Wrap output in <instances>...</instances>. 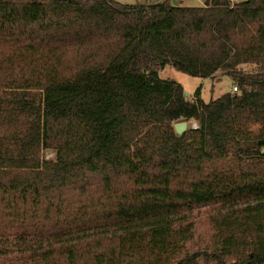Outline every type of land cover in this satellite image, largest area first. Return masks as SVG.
<instances>
[{
    "label": "trees",
    "instance_id": "trees-1",
    "mask_svg": "<svg viewBox=\"0 0 264 264\" xmlns=\"http://www.w3.org/2000/svg\"><path fill=\"white\" fill-rule=\"evenodd\" d=\"M166 67L238 92L190 102ZM205 206L210 262L264 264V0H0V238L28 264H200Z\"/></svg>",
    "mask_w": 264,
    "mask_h": 264
},
{
    "label": "rangeland",
    "instance_id": "rangeland-1",
    "mask_svg": "<svg viewBox=\"0 0 264 264\" xmlns=\"http://www.w3.org/2000/svg\"><path fill=\"white\" fill-rule=\"evenodd\" d=\"M121 5H135L136 3H146V0H115ZM151 0H147L150 2ZM184 5L188 7H201L203 0H182ZM243 0H229L230 4H235ZM151 3H155L154 0ZM162 79H170L181 84L184 93L187 95V100L192 102L193 93L197 87H201V99L208 103L210 100H215L225 93H232L231 89L233 83L226 76H219L209 81L206 79L190 77L186 74L180 73L172 67H166L160 74ZM184 122L183 120L175 122ZM173 124V125H174ZM195 122L187 121V129L192 127ZM45 158H52V153L46 151ZM215 206L198 207L192 211L191 219L193 221V238L185 244V251L188 254L198 253L201 255L200 264H213L208 257L204 255L211 253L216 246L215 232L211 225V219L216 215ZM30 239L18 240L13 238H0V264H28L29 248L31 245Z\"/></svg>",
    "mask_w": 264,
    "mask_h": 264
},
{
    "label": "water",
    "instance_id": "water-1",
    "mask_svg": "<svg viewBox=\"0 0 264 264\" xmlns=\"http://www.w3.org/2000/svg\"><path fill=\"white\" fill-rule=\"evenodd\" d=\"M172 5L173 6H176L177 3L175 0H172L171 1ZM173 129L175 131V134L178 136V137H181L182 134L186 131L187 129V122H179V123H176L173 125Z\"/></svg>",
    "mask_w": 264,
    "mask_h": 264
},
{
    "label": "crops",
    "instance_id": "crops-1",
    "mask_svg": "<svg viewBox=\"0 0 264 264\" xmlns=\"http://www.w3.org/2000/svg\"><path fill=\"white\" fill-rule=\"evenodd\" d=\"M152 1V0H151ZM151 1L150 2H147V0H146V3H151ZM155 2H163L164 0H154ZM172 1V0H171ZM176 1V3H177V5L178 6H181V7H188V6H186V5H184V3H183V1L182 0H175ZM204 1L205 0H203V5H204ZM202 5V6H203ZM201 6V7H202ZM206 80H209V81H213V80H211V79H206Z\"/></svg>",
    "mask_w": 264,
    "mask_h": 264
},
{
    "label": "built area",
    "instance_id": "built-area-1",
    "mask_svg": "<svg viewBox=\"0 0 264 264\" xmlns=\"http://www.w3.org/2000/svg\"><path fill=\"white\" fill-rule=\"evenodd\" d=\"M231 92H232V93H237V92H238V88H237L236 85H234V86L232 87ZM196 128H197V124H193V125H192V129H196Z\"/></svg>",
    "mask_w": 264,
    "mask_h": 264
}]
</instances>
